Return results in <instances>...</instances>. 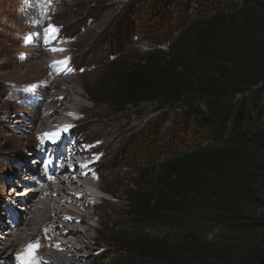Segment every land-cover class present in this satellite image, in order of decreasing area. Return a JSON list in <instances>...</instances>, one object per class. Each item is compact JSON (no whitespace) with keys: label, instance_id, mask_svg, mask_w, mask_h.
I'll return each instance as SVG.
<instances>
[{"label":"trees","instance_id":"trees-1","mask_svg":"<svg viewBox=\"0 0 264 264\" xmlns=\"http://www.w3.org/2000/svg\"><path fill=\"white\" fill-rule=\"evenodd\" d=\"M99 1L88 9L94 20L107 7ZM115 7L91 45L111 72L99 84L120 111L151 112L106 165H131L137 180L128 184L135 231L119 251L129 264H264V215L250 208L264 207L253 192V152L264 149V0ZM138 36L148 52L121 55Z\"/></svg>","mask_w":264,"mask_h":264},{"label":"rangeland","instance_id":"rangeland-1","mask_svg":"<svg viewBox=\"0 0 264 264\" xmlns=\"http://www.w3.org/2000/svg\"><path fill=\"white\" fill-rule=\"evenodd\" d=\"M97 1L0 0V219L2 225L6 226L5 232L9 228L12 229L10 227L11 216L24 213L19 209L20 207L24 208L25 203H19V206L9 204L13 209L8 210V204L1 200L4 196L3 191L8 185L5 182L14 181L15 172L22 171L27 174L25 180L28 182L31 180H27V178L33 177L27 173V169L36 172L40 178L45 176L44 173L43 175L39 173L40 170L42 171L44 162L42 161L41 165L35 167L33 166L35 161L29 155L30 153L34 154L39 146V134H35L30 140L19 138V130L14 129L13 131L12 127L16 125L17 119H21L26 124L25 135L28 137L31 135L28 134L31 130L30 118L36 112L41 113L43 107L34 109L32 106H26L31 99V93L25 87H34L38 84L41 90L43 85L41 82L27 85L25 83L34 79V74H36L34 68L37 69V67L41 71V76L49 77V73L44 75V69L48 62L57 59L54 54L49 53L50 50L59 44L68 45L65 50L68 54L64 59L67 61L68 69L72 71L68 84L78 86L83 91V104L86 109L82 113L76 114L77 122L70 126L66 137L69 143L85 139L87 146L98 147L95 151L96 154L89 160L97 162L102 157L97 165L94 164L93 168L104 179L107 189L114 194L112 196L106 192L94 190L98 191L102 200L111 204L99 205V210L104 213L103 226H101L98 236L94 234L98 237V245L84 264H129L128 258L119 249L128 245L127 237L134 234L135 231L134 222L131 219L132 210L128 208V199L131 200L128 198V184L130 182L137 183V180L131 175V165L129 168L120 170L118 168L108 170L106 165L110 161L109 159L115 155L113 153L117 150V146L128 135L141 128L151 112L145 106L137 107L131 114L120 111L112 104V99L107 91L108 84L106 85V82L99 84V81L111 72L107 71L106 61L103 58L91 54V51L94 50L91 45L93 40L106 31L111 18L116 15L118 10L115 6H118L121 0H108L106 9L103 8L105 13L96 15L94 20L87 14L90 6L98 5L97 8L101 6L98 4L100 1ZM49 25L55 26L58 31L54 34V45L46 47L49 44L47 43L49 39H52L46 31ZM77 29H79L78 32ZM70 33L74 34V37L68 39L66 35H70ZM27 48H33L34 52L29 55ZM147 52L148 45L144 39L138 36V39H133L132 43H125L121 55L142 57ZM108 59V62L118 65L115 57ZM51 84H54L52 78L48 85L50 90L42 95L37 94L36 97H49L56 90L55 87L52 88ZM93 116H97V118H91ZM48 147L46 145L40 156L41 160L47 156ZM77 149H81V147H77ZM44 154L46 155L44 156ZM253 157L258 167L253 192L257 198L264 202V149L255 148ZM118 158L121 157L118 156ZM27 162L29 165L26 166ZM34 179L32 180L34 181ZM12 187L13 184L8 185V188ZM89 189L92 190V188ZM17 190L20 192L21 189ZM250 208L257 216L264 215V207L259 204L254 203L250 205ZM24 217L28 219L29 215ZM93 223L97 225L96 218L93 219ZM31 245L35 247L34 243ZM105 255L109 256L103 261L102 257ZM34 256L37 258L42 255H39L38 252ZM31 262L34 264L33 260ZM0 264L2 263L0 262Z\"/></svg>","mask_w":264,"mask_h":264},{"label":"bare ground","instance_id":"bare-ground-1","mask_svg":"<svg viewBox=\"0 0 264 264\" xmlns=\"http://www.w3.org/2000/svg\"><path fill=\"white\" fill-rule=\"evenodd\" d=\"M47 43L49 44L46 47L54 45L55 36ZM67 47L68 45L59 44L53 48L66 50ZM52 49L49 53L54 54L57 59L48 62L44 69V75L49 73L50 76H41V71L37 67V69L34 68L36 73L34 79L25 83L27 85L41 82L43 85L41 90L38 84L34 87H25L31 93V99L26 106H32L34 109L43 107L41 113L36 112L30 118L31 130L28 134L31 135L29 137L25 135L26 124L21 119H17L16 125L12 127L13 131L14 129L19 130V138L30 140L35 134H39L40 143L34 152L38 161H35L33 166L41 165L43 161L44 166L39 173L42 175L44 173L45 176L40 178L36 172L27 169V173L33 177L27 180L31 181H26L27 174L20 171L14 173V181L5 182L6 185L13 184L12 188H8L7 185L3 191L4 196L1 198L8 204L7 209L12 208L9 204L19 206V203H25L26 205L19 209L24 213L11 216L10 227L12 229L9 228L4 232L6 226L2 225L0 219V262L2 264H33L32 260L34 264H84L96 249L97 236L103 226L104 213L99 210V205L111 204L101 199L94 207H91L89 197L86 196V189L92 188L93 191L97 189L114 195L107 189L104 179L93 168L102 157L95 165L87 167H83L79 162L89 160L96 154L98 147L87 146L85 139L75 140V144L69 143L66 137L70 126L77 122L76 114L82 113L86 108L83 104V91L78 86L68 84L72 74V71L68 69V64L58 65L55 70L50 68L55 61H65L67 51H52ZM32 52H34L33 48H27L29 55ZM51 78L54 82L51 84L52 88L55 87L56 90L47 98H37V94L42 95L50 90L48 85ZM60 97L63 99H59ZM65 126H68L67 132L63 134L58 144L42 143L45 139L43 134L59 132ZM46 145L49 146L48 154L46 157L44 154L41 160L40 156ZM34 156H31L33 160H35ZM17 189H21L20 192ZM23 190L25 195L20 196ZM94 192L99 194L98 191ZM26 215H29L28 219L24 217ZM94 218L97 219V225L93 223ZM32 243L38 244L39 247L33 245L30 249L29 245ZM38 252L42 255L38 256L39 259L34 256Z\"/></svg>","mask_w":264,"mask_h":264},{"label":"snow or ice","instance_id":"snow-or-ice-1","mask_svg":"<svg viewBox=\"0 0 264 264\" xmlns=\"http://www.w3.org/2000/svg\"><path fill=\"white\" fill-rule=\"evenodd\" d=\"M46 31L49 33V36H51L52 38H54V34L58 31V29L55 26L49 25L48 29H46ZM47 42V39H46ZM52 51H65L64 49H56L53 48ZM67 61H55L53 62L52 65H50V68H52L53 70L57 69L58 65H62V64H66ZM59 99H63L62 97H60ZM67 128L68 126H65L64 128H62L59 132L56 133H45L43 134V136L45 137L44 140H42V143H52V144H58V141L62 138L63 134H65L67 132ZM38 139H41L40 137H38ZM50 163V161H49ZM83 167H87V165H84ZM70 219V218H68ZM33 246L29 245V248L31 249ZM35 247H39V245H35ZM58 247V246H57ZM19 259V257L17 258Z\"/></svg>","mask_w":264,"mask_h":264},{"label":"clouds","instance_id":"clouds-1","mask_svg":"<svg viewBox=\"0 0 264 264\" xmlns=\"http://www.w3.org/2000/svg\"><path fill=\"white\" fill-rule=\"evenodd\" d=\"M93 165H94V164H93ZM100 200H101V199H99V201H100ZM99 201H98V202H99ZM98 202H97V203H98ZM97 203H96V204H97ZM96 204H95V205H96ZM95 205H94V206H95ZM94 206H93V207H94Z\"/></svg>","mask_w":264,"mask_h":264}]
</instances>
